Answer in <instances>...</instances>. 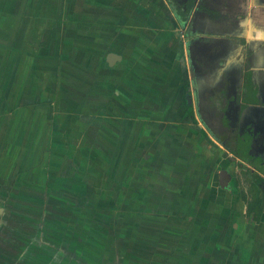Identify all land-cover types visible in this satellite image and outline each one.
Segmentation results:
<instances>
[{"label":"crops","instance_id":"crops-1","mask_svg":"<svg viewBox=\"0 0 264 264\" xmlns=\"http://www.w3.org/2000/svg\"><path fill=\"white\" fill-rule=\"evenodd\" d=\"M163 1L166 8L158 9L154 0H0V264H153L157 256L169 264L165 247L148 261L138 258L137 238L171 242L177 264L186 250L204 264H264V184L256 188L258 216L241 189L223 183L226 190L213 191L219 200L204 201L215 213L205 218L184 184L187 200L177 202L193 216L177 231H169L172 205L150 190L143 203H129L125 233L121 197L110 205L108 183L95 188L89 180L94 159L119 164L139 147L147 149L143 159L160 147V159L184 170L185 140L175 131L193 125L212 136L208 122L223 112L208 96L233 88L230 80L240 75H263L264 0H235V8L217 13L194 1L187 14ZM188 17L192 47L180 35ZM218 54V74H191V57L209 61ZM43 142L48 165L40 174ZM79 143L84 150L73 153ZM104 145H112L110 152ZM34 172L43 181L24 182ZM227 192H238L240 201Z\"/></svg>","mask_w":264,"mask_h":264},{"label":"rangeland","instance_id":"rangeland-1","mask_svg":"<svg viewBox=\"0 0 264 264\" xmlns=\"http://www.w3.org/2000/svg\"><path fill=\"white\" fill-rule=\"evenodd\" d=\"M153 3H154V6L158 9L166 8L163 0H154ZM169 3L172 4L171 6L172 8H175L177 3H181V1L178 0L176 3L174 1H169ZM196 3L199 4L198 6L200 8H203L204 10L206 9L208 10V12L212 11L216 13L219 12L218 7L225 5L229 8H235L236 6L235 0H196ZM171 7H170V10L172 11ZM169 21H170V25L172 26L175 22V18L172 16V19L170 18ZM188 21H189V17L186 21L185 27L180 28V35L182 39L188 42L190 47H192L191 40L193 43L194 39L191 37V33H187L185 31ZM175 32L176 31L170 32L171 36L169 37V39L171 40L175 39ZM182 34H184V37ZM191 59H193V61L196 63V59L192 57ZM196 68L199 69L198 67ZM213 92L214 91H212V93ZM214 94H216L214 97L208 96V98L209 99L216 98V101L220 103L219 101L220 98H218L219 93L217 89L214 92ZM64 113L65 112H60L61 115H65ZM58 118H59V113H58ZM192 123H195V122H192ZM57 130L59 131V133H63L62 136L65 135L64 132L61 130V128L60 129L57 128ZM140 130L142 131V128H140ZM205 133L204 134L201 133V131L197 127H194L193 125L190 127H188L187 125L184 126L183 128L180 129L179 134H177L175 131L176 137L179 135L181 138L185 140L183 144L184 149H181L180 151V152H183V154L182 153L179 154L181 156L180 162L183 164L184 170H181L180 167L178 169L177 163H175L173 160L164 161L160 159V153L162 150L160 147H158V149L154 151L150 159L149 158L143 159L141 151H144L147 149H143L142 147H139L138 149L133 148L131 151L135 150L136 153L134 155L133 154L131 155V153H128L127 157L129 155L130 158L123 159V160L121 159L119 164H116V161H114L113 164L109 165V161L107 157L103 161L102 160L97 161L96 159H94L90 163L89 180L90 182L92 181L91 182L92 184L94 183L93 185L95 188H97L98 185L99 187H102L104 183H108L109 185L108 189L110 190V193L108 196H111V197L107 198V200L110 201L109 202L110 205H112L111 204L112 197H114L116 194H118L121 197V202L124 203V205L121 206L120 216L125 219L124 221H126L127 217L129 216L128 214L129 203L131 202H135L136 204L143 203L145 199L144 194H146L148 191L151 190L147 194L151 195L153 199H157L158 201H161L164 199L165 201L169 203V205H172L170 207L168 206V208L173 209L174 211H172L173 213L168 212L169 215L167 219L169 223H171L172 225L175 224V226L173 228L170 227L169 231H173V230L177 231V228H179V226L181 229L184 223L183 221L186 220L187 218L191 220V216H193V214L185 212L183 209L184 206L182 207L181 205H179V202H177V199H180L182 195H184L183 188L185 185L187 187L190 186L189 191L191 193V196L188 198L190 200L191 199L194 200V196H195V199H196L195 203H197V205H200V204L202 205L201 208L199 207L200 211H198V213L202 216V218L209 217V216L213 217L215 214L213 213L212 208L207 210L206 208L208 205L207 203L205 204V207H203V205L205 203L204 201L208 199L211 201V200H215V197H216V199L219 200V196H215L213 193V191L216 189L220 190V188H224L226 190L228 188L227 187L228 185L235 186L237 187V190L241 189L242 195H245L247 198H250V200L252 201L253 200L252 199L253 190H254L252 187L254 182L252 180H255L256 182L258 181V185L262 186L264 184V176L258 170H254V171L250 170L251 166L247 164L246 159H244V157L246 158L248 157L246 153H244L245 150L241 149L240 151V149H238V146L233 144L232 142L230 143L229 140L224 142L223 136L221 134H219V137L221 140L220 141L213 135L209 136L207 133L206 134ZM155 143H153V149L156 146ZM74 145L76 147L73 148V153L75 151L84 150V149H81L80 143L74 144ZM125 145L128 149L129 147L128 144H124L121 147H124ZM104 146H107V148H105L106 152L107 151L110 152L109 147L111 148L112 145H109V146L104 145ZM48 147L49 145L45 144L44 142L43 144H41L40 154L44 156H42V159H40L41 166L37 168L36 170V171H39L38 173L40 174H42L43 168L47 167L48 165V158H45V156L48 155L46 154L48 151ZM62 147H63L62 145H59L58 147H56L58 149L56 150V152H59V149ZM128 150H126V152ZM163 150H166V149L163 148ZM11 151H9L10 155L12 156L16 155V152H11ZM28 151L29 153L33 152V150L30 147ZM138 151L140 152L137 153ZM89 152L93 153L94 157H96L95 149H92L90 147ZM170 152H173V154L177 156V150L173 149V151H170ZM29 153L28 154L26 153V157L24 161L25 164H28ZM107 155L108 153H106V156ZM248 158L252 159L250 157ZM9 161L11 162V160ZM195 163H197V166L195 165ZM211 164H213V166H211ZM68 165H71V163H68ZM105 165H108V166L106 167ZM193 166H196V167H193ZM192 169H193V173H191ZM222 169H226L227 174H228L227 181H225V184H227L226 186L227 188L222 187L223 182L220 181L221 176L222 178H224L223 175L220 174V171ZM29 171H33V170L29 169ZM114 171H115V174L117 171L120 172L121 174L120 178H118L117 176H113L115 175L114 173H112ZM186 171L188 172L186 173ZM34 173L35 174L33 176L29 178H24V182L31 183L38 179H40V182H42L43 179L45 178L44 177L45 175L44 176L42 175L41 177H37L36 172ZM194 179L197 182V183L195 182L196 184H194V181H193ZM19 181H21V179H19ZM198 184H200V186ZM135 185L137 186V188L135 187ZM141 185L143 186L142 188H141ZM134 188H136V190ZM161 189L166 190V191H161ZM100 190L101 189H98L97 192H99ZM231 193L227 194L229 195L228 199L232 200L233 202L235 201L234 199H237V201H240L237 195L238 192H236L237 194L235 193L237 195V198H236V195L235 197L231 196L230 195ZM185 197L186 198H181V200H187V195ZM216 212L219 214L220 211H216ZM150 216L151 215H149V217ZM196 216L198 217L197 214L194 215V217ZM128 221H126V224L124 223L121 225V228L124 229L123 231H125V233L129 229ZM159 224H162V223H159ZM113 226L118 227V225L116 224H113ZM139 228H142V227L139 226ZM139 228H138V232H143V231L145 232V229L143 230ZM149 230L147 233L154 237L155 234H153L154 233L153 230L150 233H149ZM108 241H105L106 246L108 244ZM137 242L138 244L136 245L138 248V251H137L138 258L143 259V260L145 258V261L146 260L148 261L151 259L152 256L154 257L157 254H160V252H164L165 251L164 247H165L169 251V256H168L169 264L176 263L177 254H175V250H172V248L170 247L171 242H170V245L166 244L165 246L164 245L160 246V241L150 239V238L143 239L142 241L141 239L137 238ZM183 253H184V257H183L184 259L179 258V264L180 263L181 264H186V263L197 264L198 261H195L193 259V255L191 252H189V250H186ZM159 258L160 256H157L155 262L153 261L154 262L153 264H159L156 262L157 260L160 261ZM180 260H182V262ZM198 264H204V260L201 259V262H198ZM208 264H210V261H208ZM211 264H214V263H211ZM217 264H219V262H217Z\"/></svg>","mask_w":264,"mask_h":264},{"label":"flooded vegetation","instance_id":"flooded-vegetation-1","mask_svg":"<svg viewBox=\"0 0 264 264\" xmlns=\"http://www.w3.org/2000/svg\"><path fill=\"white\" fill-rule=\"evenodd\" d=\"M175 3L178 0H172ZM181 3H177L176 8L187 14L190 10L188 7L189 0H180ZM196 1V0H194ZM184 37V34H182ZM223 55L218 54L215 56V60H197L196 63L192 60L190 72L195 77L197 75H204L212 77L213 74H218L219 69L213 64L215 61L222 58ZM212 64V65H211ZM218 64V63H217ZM197 65V66H196ZM198 67L199 69H197ZM202 69V71H201ZM264 71L260 78H256L255 75L250 74L248 78L239 76L236 80H230V84L233 88H225L220 91L218 98L222 114L219 120L215 122H208V126L211 125V131L214 137L220 140L219 134L223 136V140L228 141L238 146V149L245 150L244 153L248 157L246 159L247 164L251 167V171L258 170L264 176ZM239 85L238 91H235L234 86ZM214 97V96H212ZM213 99V98H212ZM221 141V140H220ZM243 153V152H242ZM220 172L223 183L227 181L228 174L226 169H222ZM257 188L258 181L252 180ZM256 182V183H255ZM222 183V184H223ZM254 193V192H253ZM245 200L249 201L243 195ZM247 198V199H246ZM254 199V194L253 198Z\"/></svg>","mask_w":264,"mask_h":264},{"label":"trees","instance_id":"trees-1","mask_svg":"<svg viewBox=\"0 0 264 264\" xmlns=\"http://www.w3.org/2000/svg\"><path fill=\"white\" fill-rule=\"evenodd\" d=\"M193 2H194V0H189V2H188V7H190V6H192V4H193ZM252 187H253V189L255 190H253L254 191V199L252 200V201H248V208H249V210H255V212H256V216H258V214H259V211H260V209H259V203H260V199H259V197H258V195H257V192H256V187H255V185H252Z\"/></svg>","mask_w":264,"mask_h":264}]
</instances>
